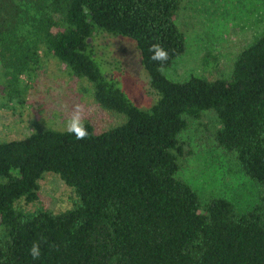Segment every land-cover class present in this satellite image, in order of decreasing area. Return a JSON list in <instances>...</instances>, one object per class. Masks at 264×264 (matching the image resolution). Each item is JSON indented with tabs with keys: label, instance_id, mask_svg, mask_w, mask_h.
Returning <instances> with one entry per match:
<instances>
[{
	"label": "trees",
	"instance_id": "obj_1",
	"mask_svg": "<svg viewBox=\"0 0 264 264\" xmlns=\"http://www.w3.org/2000/svg\"><path fill=\"white\" fill-rule=\"evenodd\" d=\"M180 2L0 0L3 48L32 21L36 37L25 57L42 46L91 83L100 106L123 115L101 132L83 120L89 133L83 140L55 128L0 140V264H264V32L237 53L228 77L172 80L163 69L186 48L176 24ZM101 32L134 41L158 96L148 109L100 70L90 40ZM153 44L168 51L163 64L150 58ZM14 60L2 59L3 74L17 78L26 58ZM207 111L219 123L216 145L234 153L240 170L260 188L247 211L224 197L202 201L177 175L185 116ZM44 173L73 188L70 208L26 210L17 204L37 201ZM33 242L40 246L37 260L29 254Z\"/></svg>",
	"mask_w": 264,
	"mask_h": 264
},
{
	"label": "rangeland",
	"instance_id": "obj_2",
	"mask_svg": "<svg viewBox=\"0 0 264 264\" xmlns=\"http://www.w3.org/2000/svg\"><path fill=\"white\" fill-rule=\"evenodd\" d=\"M32 21L22 24L9 38V48L0 44V140L23 138L35 130L65 129L76 105L82 119L101 132L123 121V115L100 106L92 95L91 83L74 76L59 60L38 46L33 56ZM176 24L185 35L184 53L164 68L176 81L190 76L208 79L228 77L237 53L264 32V0H181ZM8 40V39H7ZM92 47L100 70L110 73L130 100L148 109L157 100L148 74L140 64L132 39L96 33ZM26 58L17 78L6 76L2 59ZM15 61V60H14ZM187 126L179 137L184 142V161L177 175L198 193L202 201L224 197L244 212L259 200L258 184L239 168L234 153L219 148L213 138L219 126L212 111L199 118L185 116ZM38 199L17 202L26 210L42 206L54 212L70 208L76 200L73 188L54 173L39 179Z\"/></svg>",
	"mask_w": 264,
	"mask_h": 264
},
{
	"label": "clouds",
	"instance_id": "obj_3",
	"mask_svg": "<svg viewBox=\"0 0 264 264\" xmlns=\"http://www.w3.org/2000/svg\"><path fill=\"white\" fill-rule=\"evenodd\" d=\"M149 51L152 53L150 58L153 61H157L163 64V62L169 59L168 51L159 44L151 45ZM82 116L83 109L79 105H76L71 118L66 122L65 131L73 134L77 140H83L88 138L89 136V133L84 125ZM29 254L31 255L33 260L39 259L41 255L39 243L33 242L32 246L29 249Z\"/></svg>",
	"mask_w": 264,
	"mask_h": 264
}]
</instances>
